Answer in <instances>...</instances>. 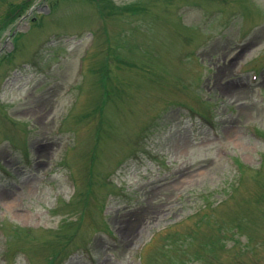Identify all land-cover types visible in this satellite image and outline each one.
Here are the masks:
<instances>
[{"label": "rangeland", "instance_id": "rangeland-1", "mask_svg": "<svg viewBox=\"0 0 264 264\" xmlns=\"http://www.w3.org/2000/svg\"><path fill=\"white\" fill-rule=\"evenodd\" d=\"M110 1L0 0V264H264V0Z\"/></svg>", "mask_w": 264, "mask_h": 264}, {"label": "trees", "instance_id": "trees-1", "mask_svg": "<svg viewBox=\"0 0 264 264\" xmlns=\"http://www.w3.org/2000/svg\"><path fill=\"white\" fill-rule=\"evenodd\" d=\"M104 1H107L106 3H100L98 4V6L101 8V9H108L109 12H115V7H113V4L111 3L110 0H104ZM17 9H23L24 12L27 11V9L29 8V5H28V1H25V2H22L18 5V7H16ZM115 9V10H114ZM112 12V13H113ZM10 15V18L12 19V17L14 16L11 12L9 13ZM15 17V16H14ZM16 38H14V41H15Z\"/></svg>", "mask_w": 264, "mask_h": 264}]
</instances>
